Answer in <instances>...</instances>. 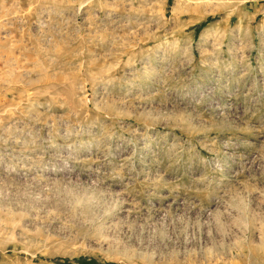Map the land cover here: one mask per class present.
<instances>
[{
  "label": "rangeland",
  "instance_id": "1",
  "mask_svg": "<svg viewBox=\"0 0 264 264\" xmlns=\"http://www.w3.org/2000/svg\"><path fill=\"white\" fill-rule=\"evenodd\" d=\"M0 264H264V0H0Z\"/></svg>",
  "mask_w": 264,
  "mask_h": 264
}]
</instances>
